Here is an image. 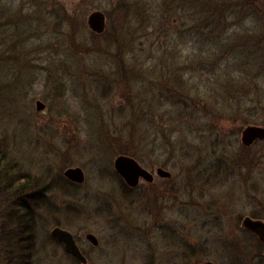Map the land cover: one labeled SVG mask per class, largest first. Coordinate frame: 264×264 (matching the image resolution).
Instances as JSON below:
<instances>
[{
    "label": "rangeland",
    "instance_id": "obj_1",
    "mask_svg": "<svg viewBox=\"0 0 264 264\" xmlns=\"http://www.w3.org/2000/svg\"><path fill=\"white\" fill-rule=\"evenodd\" d=\"M252 1L0 0V152L11 162L0 264H80L55 226L79 238L86 264H264L243 224L264 220V140H241L264 125V0ZM95 10L107 16L100 35ZM120 153L172 178L124 195ZM70 166L82 183H66ZM14 177L29 179L24 197ZM18 201L31 226L13 221Z\"/></svg>",
    "mask_w": 264,
    "mask_h": 264
},
{
    "label": "water",
    "instance_id": "obj_2",
    "mask_svg": "<svg viewBox=\"0 0 264 264\" xmlns=\"http://www.w3.org/2000/svg\"><path fill=\"white\" fill-rule=\"evenodd\" d=\"M88 25L92 31L96 33H103L107 26V16L105 12L102 10L93 11L88 16ZM36 108L38 110H43L45 108V103L41 100H37ZM241 140L246 146L252 145L257 140H264V125H247L242 130ZM114 165L117 172L130 186L138 185L141 178L148 182H152L154 179V175L149 170L144 168L133 156L120 154L116 157ZM64 174L70 180L78 183H82L85 180V173L81 167H69L65 170ZM157 174L163 177L171 175L169 171L161 167L157 169ZM243 224L246 228L256 233L264 242V220L247 217L245 218ZM52 235L66 244L68 252L79 257L81 256L77 246L74 244L73 236L70 231L64 230L60 227H55L52 230ZM88 238L95 243L97 242V237L93 233H90ZM209 264L215 263L213 261H209Z\"/></svg>",
    "mask_w": 264,
    "mask_h": 264
},
{
    "label": "trees",
    "instance_id": "obj_3",
    "mask_svg": "<svg viewBox=\"0 0 264 264\" xmlns=\"http://www.w3.org/2000/svg\"><path fill=\"white\" fill-rule=\"evenodd\" d=\"M250 2H253L252 0H250ZM96 35H100V34H97V33H95ZM6 160V158H5V156L0 152V164L2 163V166L0 167V180L2 179V178H4L6 175H7V173L9 174V172H10V170H9V166H10V161H9V163H7V164H4V161ZM7 161V160H6ZM14 168V167H13ZM15 169V168H14ZM13 169V170H14ZM66 181V180H65ZM9 183V182H8ZM66 183L67 184H70V182L69 181H66ZM10 184L12 185V186H15L16 188L18 187V192H16V194L18 195H21V197L23 196L24 197V195H25V192H22L21 190H24V189H26V188H28L29 187V179H25V178H23V179H20V178H13L12 179V182H10ZM27 185H28V187H27ZM6 186V185H5ZM11 188V187H10ZM7 189V188H6ZM5 188H3V187H0V192H3V191H5L6 190ZM12 189V188H11ZM134 189V188H133ZM132 189H130V188H128L126 185H125V188H124V191H123V194L124 195H127V192L128 191H131ZM7 191L8 192H11V190H9V189H7ZM36 191V190H35ZM33 196H34V193H33ZM18 203H21V201H18ZM26 207H25V205L23 204V203H21V206H19V209H18V212H17V215H15L16 217H15V219H13V221L16 223V225H18V223L19 222H21V220H23V221H29V226H31V224H32V222H33V217L30 215V211H29V216H28V214L26 213V210L27 209H25ZM21 209V210H20ZM18 214H19V216H18ZM255 217H259V216H255ZM19 220V222H16V221H18ZM31 252H29V254H30ZM23 260H25V262H26V264H30L29 263V257L28 256H25L24 258H23ZM22 260V261H23ZM25 262H21L20 260H19V262H18V264H22V263H25Z\"/></svg>",
    "mask_w": 264,
    "mask_h": 264
},
{
    "label": "flooded vegetation",
    "instance_id": "obj_4",
    "mask_svg": "<svg viewBox=\"0 0 264 264\" xmlns=\"http://www.w3.org/2000/svg\"><path fill=\"white\" fill-rule=\"evenodd\" d=\"M249 125V124H248ZM250 125H252V124H250ZM247 126V125H246ZM245 126V127H246ZM244 127V128H245ZM243 128V129H244ZM242 129V130H243ZM257 141H262V140H257ZM257 141H255L252 145H250V146H246V145H244L246 148H251ZM120 154H124V153H120ZM120 154H118V155H120ZM117 155V156H118ZM126 155H128V154H126ZM116 156V157H117ZM140 163V162H139ZM141 164V163H140ZM142 165V164H141ZM143 166V165H142ZM70 167H80V166H70ZM144 167V166H143ZM69 168V167H68ZM82 168V167H81ZM145 168V167H144ZM158 168H160V167H158ZM157 168V169H158ZM161 168H163V167H161ZM147 169V168H146ZM157 169H156V172L154 173V172H151L150 170V172L154 175V179H153V181L152 182H148V181H146V180H144V179H140V181L141 180H144L145 182H147V183H149V184H153L154 182H155V177L156 176H158V177H161V178H164V179H167V180H170L171 178H172V172L171 171H169V170H167V169H165V168H163V169H165V170H167V171H169L170 173H171V175L170 176H166V177H163V176H160L159 174H157ZM148 170V169H147ZM85 173V172H84ZM118 175L123 179V177L118 173ZM66 178V180L67 181H69L70 183H72L73 185H78L79 183L78 182H76V181H73V180H70V179H68L67 177H65ZM124 180V179H123ZM124 182H125V180H124ZM126 183V182H125ZM139 185V184H138ZM137 185V186H138ZM126 186L129 188H137V186H128L127 184H126ZM247 218V217H246ZM255 219H258V218H255ZM245 220V219H244ZM55 227H60V226H55ZM60 228H62V227H60ZM62 229H64V228H62ZM64 230H66V229H64ZM67 231H69V230H67ZM72 233V232H71ZM90 233H92V232H88L86 235H85V237H86V240L92 245V246H94V247H97L98 245H99V238L97 237V242L95 243V242H93V241H91L89 238H88V235L90 234ZM53 236V235H52ZM72 236H73V241H74V244L77 246V248H78V250H79V252H80V257L79 256H77V255H74V254H72V253H70V252H68L67 251V249H66V244L63 242V241H61V240H59L58 238H56V237H54L53 236V238H55L63 247H64V249H65V251H66V253L68 254V256L71 258V260L73 261V262H75V263H80V264H86L87 262H88V258H87V255H86V252L83 250V248L81 247V242H80V240H79V238L75 235V234H73L72 233ZM83 257V258H82ZM215 263V262H214ZM208 264H209V262H208ZM216 264V263H215Z\"/></svg>",
    "mask_w": 264,
    "mask_h": 264
}]
</instances>
